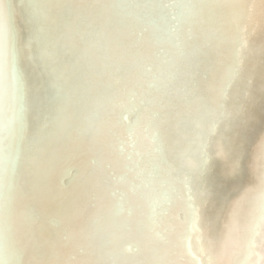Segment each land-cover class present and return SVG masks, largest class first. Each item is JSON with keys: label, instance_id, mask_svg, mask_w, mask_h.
I'll return each instance as SVG.
<instances>
[{"label": "snow or ice", "instance_id": "1", "mask_svg": "<svg viewBox=\"0 0 264 264\" xmlns=\"http://www.w3.org/2000/svg\"><path fill=\"white\" fill-rule=\"evenodd\" d=\"M262 24L264 0H0V264H251Z\"/></svg>", "mask_w": 264, "mask_h": 264}, {"label": "bare ground", "instance_id": "2", "mask_svg": "<svg viewBox=\"0 0 264 264\" xmlns=\"http://www.w3.org/2000/svg\"><path fill=\"white\" fill-rule=\"evenodd\" d=\"M261 37H264V24H262V31L258 33L257 42H259V39ZM259 111L260 110L258 109V114ZM129 119L134 121L135 116L131 115ZM254 128L255 131L253 133V137H254L253 143H255V140L258 139V135L261 132V130L264 129V119L258 120ZM120 131L123 134L127 135V131H128L127 126L121 128ZM175 188L176 191L171 193L173 207L175 206L177 197L181 193L182 185L180 183H177ZM192 244H193V248L195 249V245H196L195 235H193L192 237ZM123 247L128 250L127 254L129 256H135L137 254V249L140 247V241L137 239L134 230L125 234V238L123 240ZM253 253L254 254L251 259V264H264V237H257L255 242V248L253 249Z\"/></svg>", "mask_w": 264, "mask_h": 264}]
</instances>
